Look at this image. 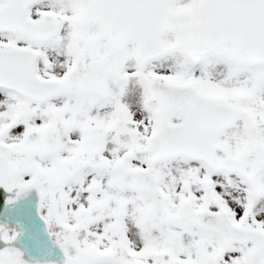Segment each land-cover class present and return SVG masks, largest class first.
Wrapping results in <instances>:
<instances>
[{"label":"snow or ice","instance_id":"obj_1","mask_svg":"<svg viewBox=\"0 0 264 264\" xmlns=\"http://www.w3.org/2000/svg\"><path fill=\"white\" fill-rule=\"evenodd\" d=\"M0 190L61 264H264V0H0Z\"/></svg>","mask_w":264,"mask_h":264},{"label":"water","instance_id":"obj_2","mask_svg":"<svg viewBox=\"0 0 264 264\" xmlns=\"http://www.w3.org/2000/svg\"><path fill=\"white\" fill-rule=\"evenodd\" d=\"M5 195L2 190H0V222L5 221L7 217V222L9 226H14L19 223L22 227L30 228V230L36 228V202L37 196L35 191L29 192L27 196L21 198L14 206L11 208H6L4 206ZM32 224L34 227H32Z\"/></svg>","mask_w":264,"mask_h":264},{"label":"rangeland","instance_id":"obj_3","mask_svg":"<svg viewBox=\"0 0 264 264\" xmlns=\"http://www.w3.org/2000/svg\"><path fill=\"white\" fill-rule=\"evenodd\" d=\"M46 241L48 242V236H46V232L41 229L37 234L29 236L22 231V235L19 237L18 241L14 243L15 246L24 253L23 258L25 259L32 258L35 260H42L45 264H48V262H51V264H61L63 256L56 246V248L53 247V249L50 250V254H47L44 249H41V247L45 246Z\"/></svg>","mask_w":264,"mask_h":264}]
</instances>
